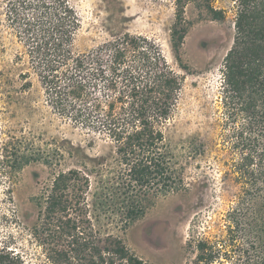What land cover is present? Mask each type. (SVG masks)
<instances>
[{
	"label": "trees",
	"instance_id": "1",
	"mask_svg": "<svg viewBox=\"0 0 264 264\" xmlns=\"http://www.w3.org/2000/svg\"><path fill=\"white\" fill-rule=\"evenodd\" d=\"M21 2L18 8H29ZM55 2L58 11H41L49 8L42 3L37 6L40 17L36 12L28 20L40 38L41 78L49 102L60 115L105 138L110 153L86 156L82 168L55 172L36 198L39 215L31 235L51 264H145L119 233L141 219L154 200L182 187L165 133L182 78L153 42L128 33L95 50L73 53L79 21L71 7ZM185 2L173 0L175 53L183 39L176 26ZM234 4V36L223 58L220 102L231 153L224 175L239 188L225 230L213 240H194L191 264H264V0ZM206 7L213 20L223 19V10ZM2 158L13 171L34 159L7 145ZM9 243L0 238V264H23Z\"/></svg>",
	"mask_w": 264,
	"mask_h": 264
},
{
	"label": "rangeland",
	"instance_id": "2",
	"mask_svg": "<svg viewBox=\"0 0 264 264\" xmlns=\"http://www.w3.org/2000/svg\"><path fill=\"white\" fill-rule=\"evenodd\" d=\"M24 1L30 5L23 11L18 8L21 0H0V238L10 242L23 264H51L31 235L39 215L36 198L56 171L82 168L86 156L106 157L110 144L53 109L41 78L45 61L38 50L40 38L28 20L42 3L49 8L40 10L48 14L59 9L55 0ZM59 1L71 7L79 21L70 45L73 53L95 50L128 33L153 42L182 78L165 124L182 187L154 200L145 215L119 235L145 264H191L194 240H213L225 230L239 188L224 175L231 153L220 102L223 58L234 36L235 0H186L176 26L183 30L178 53L170 40L177 22L173 0ZM207 5L223 10V19L213 20ZM5 145L34 159L13 171L2 158Z\"/></svg>",
	"mask_w": 264,
	"mask_h": 264
}]
</instances>
